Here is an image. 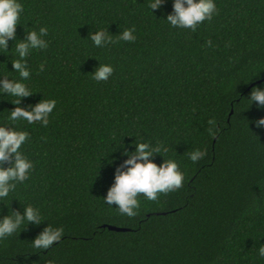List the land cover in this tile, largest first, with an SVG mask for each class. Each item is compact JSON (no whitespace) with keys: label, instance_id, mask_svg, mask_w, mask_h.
<instances>
[{"label":"trees","instance_id":"16d2710c","mask_svg":"<svg viewBox=\"0 0 264 264\" xmlns=\"http://www.w3.org/2000/svg\"><path fill=\"white\" fill-rule=\"evenodd\" d=\"M22 3L7 48L40 25L48 45L24 58L32 92L20 106L56 104L46 126L12 125L4 116L15 105L0 93V123L29 132L22 150L33 162L8 204L0 201V217L23 214L28 203L42 216L0 240V264H264L256 251L264 244V128L252 123L264 108L246 99L264 84V0H215L217 11L195 30L163 19L172 0L151 10L148 0ZM98 28L111 37L102 46L89 37ZM124 28L135 39L120 40ZM14 55L0 52L9 71ZM99 63L113 67L107 80L92 78ZM137 138L166 145L149 158H174L185 179L155 201L141 194L138 214L127 217L103 196ZM194 148L205 149L196 163L186 154ZM49 224L63 229L59 240L34 250Z\"/></svg>","mask_w":264,"mask_h":264},{"label":"clouds","instance_id":"9594fccd","mask_svg":"<svg viewBox=\"0 0 264 264\" xmlns=\"http://www.w3.org/2000/svg\"><path fill=\"white\" fill-rule=\"evenodd\" d=\"M163 0H148V7L151 9L159 7ZM24 10L22 0H0V52H13L11 59V69L0 64L5 71H0V75L12 76V79H0V93H6L11 97L13 105L11 110L4 116L5 123L17 125L18 122H26L31 125L39 122L46 126L49 122V114L52 112L56 100L55 98H41L30 108L20 106V98L29 95L30 88L26 81L29 78V67L25 57L30 50L44 49L48 41L44 39L47 34V27L40 25L38 28L28 27L26 36L15 40L12 49L7 48L9 39L14 38L16 25L20 22L21 13ZM217 11L215 0H172V11L163 18L169 26L176 28H188L195 30L197 26L206 20H210ZM22 25V24H21ZM92 43L102 46L109 42L111 37L103 29H97L94 33H89ZM119 39L129 41L135 39L133 28H124L119 33ZM211 43V41H206ZM43 64L39 65L42 70ZM113 72V67L108 63H99L92 74L94 80H107L109 74ZM13 73L15 75H13ZM248 105L252 101L256 102L258 109L264 108V84L253 85L246 97ZM212 118L208 120L209 125H213ZM257 127L264 128V116H260L252 121ZM212 129L209 128V131ZM29 136L26 129L20 127H5L0 123V162L8 160L9 166H0V201L5 205V199L16 188L17 182L25 181L33 167V162L23 152L22 145ZM135 148L129 151L124 149L126 159L123 165L118 166L114 172V178L108 187L103 202L106 205L115 204V209L121 215L135 217L140 209V196L142 194L146 201L157 200L158 194L168 193L179 187L185 179V174L179 167L177 161L172 157H165L159 165L149 157L153 153H167L166 145L154 142L151 145L142 138H137ZM187 159L196 163L205 156L204 148H194L187 153ZM42 216L39 209L28 203L25 205L23 214L10 210L8 214L0 217V240L18 232L20 227L28 221L39 222ZM63 229L59 226L46 225L31 241V247L35 249L47 248L53 241L59 240ZM259 257H264V244L256 249ZM48 264H55L49 261Z\"/></svg>","mask_w":264,"mask_h":264},{"label":"water","instance_id":"95a60500","mask_svg":"<svg viewBox=\"0 0 264 264\" xmlns=\"http://www.w3.org/2000/svg\"><path fill=\"white\" fill-rule=\"evenodd\" d=\"M108 228H111V229H115V230H121V229H124L123 227H118V226H114V225H107Z\"/></svg>","mask_w":264,"mask_h":264}]
</instances>
